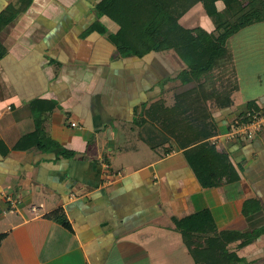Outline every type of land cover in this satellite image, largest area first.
Returning <instances> with one entry per match:
<instances>
[{"label": "crops", "instance_id": "0c3cea01", "mask_svg": "<svg viewBox=\"0 0 264 264\" xmlns=\"http://www.w3.org/2000/svg\"><path fill=\"white\" fill-rule=\"evenodd\" d=\"M15 1L0 0V12ZM98 1L32 0L0 32V264L187 263L166 254L165 232L191 256L175 220L203 209L218 230L259 231L228 247L238 264H264V129L228 134L248 101L264 106V77L256 94L211 98L207 76L175 77L186 65L173 51L118 52L107 37L118 25L96 14ZM255 22L264 50V18ZM229 38L211 68H233ZM37 120L42 147L15 149ZM212 125L206 141L228 152L239 179L204 188L182 144ZM246 201L260 207L246 214Z\"/></svg>", "mask_w": 264, "mask_h": 264}, {"label": "trees", "instance_id": "16d2710c", "mask_svg": "<svg viewBox=\"0 0 264 264\" xmlns=\"http://www.w3.org/2000/svg\"><path fill=\"white\" fill-rule=\"evenodd\" d=\"M31 2L32 0H16L5 7L0 12V32L19 13L24 12ZM198 3L212 19L214 28L211 31L202 27H186L179 22ZM94 8L98 16L105 15L118 25L117 31L107 36L118 52L124 56L142 57L149 51H173L185 63L182 73H187L188 81L212 67L223 54L224 45L233 33L264 18V0H99ZM92 28H97L101 33L106 32L99 21H95ZM4 53L0 43V58ZM246 109L264 111L256 100L248 101ZM248 113L242 112L237 117L247 122L251 119ZM215 132V125H212L207 132L182 144L187 145L185 158L204 188L239 179L228 152L217 151L206 141ZM38 133L39 120L36 121L35 130L22 136L14 148L24 150L32 146L42 147ZM199 139L203 141L197 142ZM61 153L72 156L71 152L64 150ZM250 204L251 201H246V214L260 207L255 203L250 208ZM55 218L67 225L62 214L55 215ZM175 223L196 264H236L241 258L235 250L229 249V244L239 241V245H245L259 233L218 230L212 215L206 209L176 219Z\"/></svg>", "mask_w": 264, "mask_h": 264}, {"label": "rangeland", "instance_id": "374dc122", "mask_svg": "<svg viewBox=\"0 0 264 264\" xmlns=\"http://www.w3.org/2000/svg\"><path fill=\"white\" fill-rule=\"evenodd\" d=\"M241 1L245 2L246 0H241ZM209 21H210L211 26H213L212 19L204 13L203 7L200 4L195 5L181 19V22L190 28H194V27L209 28L207 25ZM254 23L256 22L253 21L247 24L246 26H244L243 28H240L237 31L238 34L236 33L235 35L231 36L228 40V45H226V47L229 46L230 50L234 53L233 54L234 63H232L233 68H231L230 65L229 66L227 65L223 68L219 67V69L215 68L214 66L211 69L210 68L206 69L202 71L201 73L197 74V76H200V77L203 74L205 77L207 76L206 77L207 79L208 78L210 79V81H208L209 85L206 84L204 87L201 88L202 91H206V93L209 94L208 95L209 97L221 98L224 94H226L228 96L227 98H229V96L232 93H235L236 90H238V88L241 91V94L243 93V91H246L248 95H251L253 93L256 94L258 90L261 89V87L262 88L264 87V83H263L261 87L257 88V85L261 84L259 80L260 79L263 80V77H264V50H258V46L255 45L257 44L258 41H261V38L259 36L257 37L256 35H254L255 34L254 32L258 31L259 29V25H254ZM249 42L250 43L255 42L254 46L252 44V46L249 47L248 46ZM238 43H240L242 46H240V44ZM241 47H244V50L240 49ZM235 58L237 60H235ZM176 76L181 81L186 79V81H183V83H186V84L195 83V80L197 78L196 76L193 79H189L190 81H188L186 78L187 73H182V69L179 70L175 74V77ZM173 78H169L167 80L172 81ZM229 99H230V102H232L233 98H229ZM236 99H239V98H236ZM262 101H264V98L262 99ZM263 108L264 106H262V109ZM245 112L246 113L249 112L250 117H252L253 114L259 115L261 111L260 110H249ZM234 120H235V117L232 118L231 120L232 123L230 121L231 123L230 126L234 124ZM239 120L241 122H246L242 120V118H240ZM263 129H264V125H262L259 131H262ZM252 232L255 233L256 230ZM165 234L168 237L167 241H171V243H168L169 248L166 246V250H167L166 254L187 256V263L183 262L180 264H194L191 259V256L187 252L185 245H183L182 243L180 235L177 232H170V231H166ZM177 249L180 250V252H178Z\"/></svg>", "mask_w": 264, "mask_h": 264}, {"label": "built area", "instance_id": "2783aa9c", "mask_svg": "<svg viewBox=\"0 0 264 264\" xmlns=\"http://www.w3.org/2000/svg\"><path fill=\"white\" fill-rule=\"evenodd\" d=\"M248 115H250L248 113ZM240 118L235 117L234 124L231 126L229 137L237 138H253L255 133L260 130L264 125V111L259 115L253 114L251 120L248 122H241ZM71 125H76L75 122H71Z\"/></svg>", "mask_w": 264, "mask_h": 264}]
</instances>
